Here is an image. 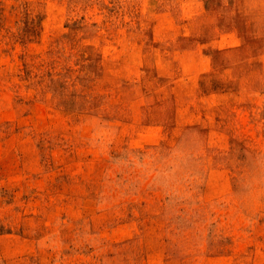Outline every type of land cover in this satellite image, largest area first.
I'll return each instance as SVG.
<instances>
[{
	"label": "rangeland",
	"instance_id": "rangeland-1",
	"mask_svg": "<svg viewBox=\"0 0 264 264\" xmlns=\"http://www.w3.org/2000/svg\"><path fill=\"white\" fill-rule=\"evenodd\" d=\"M0 264H264V0H0Z\"/></svg>",
	"mask_w": 264,
	"mask_h": 264
}]
</instances>
